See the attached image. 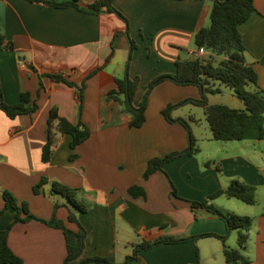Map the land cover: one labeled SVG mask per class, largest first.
Listing matches in <instances>:
<instances>
[{
  "label": "crops",
  "instance_id": "1",
  "mask_svg": "<svg viewBox=\"0 0 264 264\" xmlns=\"http://www.w3.org/2000/svg\"><path fill=\"white\" fill-rule=\"evenodd\" d=\"M77 1L85 8L96 0ZM254 4L256 11L239 28L247 49L246 60L253 65L264 90V0H254ZM115 7L128 20L129 35L124 20L114 13L94 15L74 6L0 0V30L12 43V48L0 50V88L9 104H18L23 92L32 93L38 104L36 112L15 119L0 110V195L11 192L20 205L27 202L30 212L44 220L53 218L58 204L57 217L78 230V225L68 220L71 207L67 199L51 195L50 184L41 194H35L33 187L48 177L80 189V198L90 207L88 212L78 214L88 232L83 257H107L121 264L144 237L188 238L213 233L228 235L226 244L238 248L237 230L228 234L220 217L204 208L192 209L187 201L203 202L240 180L257 188L254 205L226 196L211 203L225 212L253 219L242 253L251 264H264V139L222 142L214 140L211 132L204 138L206 149L200 144L198 154L175 159L164 165L166 173L157 172L145 180L143 175L151 159L188 147L186 128L168 122L162 111L169 104L200 99V89L171 81L159 84L149 95L146 122L140 128L129 126L130 116L120 104L106 100V93L116 87V79L126 74L130 38L137 45L130 75L140 78L134 98V105L139 106L154 78L173 74L177 61L192 59L190 53L197 50L194 37L210 24L213 0H116ZM111 54L103 70L86 81L81 115L75 89L63 82L44 77L45 89L36 96L38 74L64 73L81 83L91 71L104 66ZM216 87L220 92L209 94L210 104L245 107L237 96L218 84ZM53 107L72 123L81 119L90 128L91 137L72 149V136H62L51 160L44 163L42 149ZM180 110H174L172 117L192 116L194 123L199 121L195 114L183 116ZM118 116L125 118L114 120ZM71 155L77 157L72 160ZM170 181L180 199L172 197ZM133 185L144 187L146 198L132 197L128 190ZM4 206L0 196V210ZM14 215L12 209L0 214V231L12 223ZM9 246L23 264H64L67 255L64 232L35 220L13 225ZM135 264L227 263L223 242L206 237L140 252Z\"/></svg>",
  "mask_w": 264,
  "mask_h": 264
},
{
  "label": "trees",
  "instance_id": "2",
  "mask_svg": "<svg viewBox=\"0 0 264 264\" xmlns=\"http://www.w3.org/2000/svg\"><path fill=\"white\" fill-rule=\"evenodd\" d=\"M33 3L44 4L65 8L74 6L89 14L100 15L105 12L114 13L124 20L127 25L129 35V22L115 7L116 0H96L85 8H81L77 0L58 3L50 0H29ZM256 11L254 0H213V7L210 13V24L202 28L194 37L195 46L198 49L207 50L210 55L205 60L189 59L177 61V70L173 74H163L154 78L147 86L143 101L139 106L134 105V98L140 83L139 77H131L130 65L133 52L137 48L136 43L130 37V52L126 64V74L123 78L116 79V87L106 93V100L113 101L122 106L123 112L130 116L129 126L140 128L146 122L147 101L152 90L165 81H171L177 85L197 86L201 92L200 99H186L180 103L169 104L163 111V115L170 123H180L188 131V147L181 151L171 152L163 157H155L148 162L143 178L148 180L157 172L166 173L163 170L165 164L185 155H196L200 152L197 139L194 137L190 124L186 119L173 118L174 110L193 104L204 109L206 120L212 132V138L216 141H242V140H263L264 139V90L258 83V74L253 65L246 60V47L240 32V25L245 23L250 15ZM12 48V43L0 30V50ZM113 48V45H112ZM113 54L107 59L104 66L91 71L85 79L78 83L64 73L38 74L40 87L36 93L39 97L41 91L45 89L42 79L48 77L51 81L63 82L76 91L79 114L83 110L85 99L86 81L98 74L109 63ZM221 57L220 61L215 59ZM34 72L37 70L32 67ZM228 86L233 90L235 96L244 102L243 109H234L227 105H212L209 103V94L219 93L220 89L216 84ZM38 109L36 99L32 93L23 92L18 104L6 102L0 88V110L9 118L15 119L18 116L32 114ZM190 120L195 119L190 116ZM70 134L72 136L71 148L75 149L86 142L91 137L90 128L80 119L76 123L59 115L58 109L53 107L50 110L47 128V141L42 149V160L48 163L52 153L57 148L61 137ZM76 155H71L75 159ZM207 165H210L208 162ZM221 171V167H217ZM172 197H178L177 189L172 181ZM50 184L51 195H60L67 199L70 204V215L68 220L78 225V230H73L66 226L65 222L59 219L56 211L59 207L55 204V213L52 219L44 220L30 212L27 202L21 205L16 197L9 191H3L0 195L5 206L0 210L3 214L6 210L12 209L15 212L14 220L4 230L0 231V264H23L21 257L17 256L9 246L10 231L16 223L29 221H40L50 227L61 229L66 238L67 255L64 264H118L107 257H83L86 238L88 232L79 220V213H86L90 207L80 198V189L73 188L57 180H50L43 177L39 183L33 187L35 194H41L45 185ZM134 197L146 198V190L140 185H133L128 190ZM255 186L249 185L240 180H234L225 189L209 196L203 202L187 201L192 209L204 208L211 214L220 217L226 224L228 234L232 230L238 231V248H231L226 244L228 235L218 236L213 233H206L196 237L178 238L174 236H158L155 238L144 237L139 243L134 245L133 253L121 264H135L140 252L153 249L162 244L182 243L193 238L217 237L224 244V257L227 264H251V260L246 257L242 250L245 249L249 241V232L253 219L249 216H241L232 212H225L211 203L219 196H226L230 199H238L246 204L256 203Z\"/></svg>",
  "mask_w": 264,
  "mask_h": 264
},
{
  "label": "rangeland",
  "instance_id": "3",
  "mask_svg": "<svg viewBox=\"0 0 264 264\" xmlns=\"http://www.w3.org/2000/svg\"><path fill=\"white\" fill-rule=\"evenodd\" d=\"M114 19H116L117 22L119 21L117 18H114ZM218 85L221 86V88L225 89V91L227 93H231V94L235 95L233 90H231V88H229L228 86L222 85L220 83H218ZM225 95L226 94H220L219 97H226ZM191 105H193V104H191ZM191 105L186 106L184 108L180 107V109H181L180 112L183 114V116H189V115L195 114L194 116H196V118L199 120L198 122L194 123V121L190 120V116L187 117L186 120L192 126V128L195 131V134L197 135V137L199 139V141H197L198 145L200 146V144H201L204 147V149H206L207 148L206 147L207 142L204 140V138H206L207 135L211 136V130H210L208 122L206 120L204 109L200 106H195V105L191 106ZM102 109H103V107H102ZM124 118H125V116H118V117L114 118V120H124ZM57 196L60 197V195H57ZM61 198H64V197L61 196ZM64 199H66V198H64ZM132 253H133V249L131 251V254Z\"/></svg>",
  "mask_w": 264,
  "mask_h": 264
},
{
  "label": "built area",
  "instance_id": "4",
  "mask_svg": "<svg viewBox=\"0 0 264 264\" xmlns=\"http://www.w3.org/2000/svg\"><path fill=\"white\" fill-rule=\"evenodd\" d=\"M192 59H199V60H205L209 57L210 53L205 49H198L195 52H191ZM1 162V158H0Z\"/></svg>",
  "mask_w": 264,
  "mask_h": 264
}]
</instances>
